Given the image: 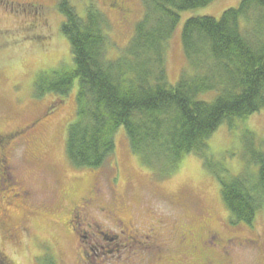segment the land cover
I'll use <instances>...</instances> for the list:
<instances>
[{"label": "rangeland", "instance_id": "1", "mask_svg": "<svg viewBox=\"0 0 264 264\" xmlns=\"http://www.w3.org/2000/svg\"><path fill=\"white\" fill-rule=\"evenodd\" d=\"M59 1L0 0V136L10 138L23 133L22 140L14 137L0 142V153L7 157L6 167L0 165V171L7 174L0 184V205L19 206L23 202L21 193L30 192L27 210L38 215L29 223L24 212L10 208L13 222L22 221L21 229L14 239L0 233V264H199V252H195L192 239L207 230L217 229L228 238L263 240L264 207L252 226L235 224L222 199L217 175L226 173L230 179L257 174V167L247 162L245 139L251 138L257 148L264 149V110L233 125L223 124L207 142V163L194 154L188 155L167 175L149 168L132 152L124 128L116 134L114 157L103 167L94 170L73 166L66 141L68 128L76 119L78 81L67 97L52 93L39 97L36 88L40 77L46 83L52 82L53 72L73 65L70 44L61 33L64 17L59 12ZM70 1L82 19L91 5L105 16L110 39L107 58H120L142 19L141 0H119L127 11L125 15L111 7V0ZM242 1L217 0L181 15L166 54L170 85L178 84L183 73H192L181 43L185 21L202 16L220 19ZM40 18L45 25L32 29L33 23L43 24ZM215 95L209 93L201 99L212 101ZM90 183H97L99 190L96 207L117 212L142 231L161 223L162 239L170 243L163 249V260H151V253L142 251L144 245L141 250L137 246L121 254L91 252L82 242L87 240H78L64 227L53 224L65 194H78ZM90 215L101 227L105 225L102 232L110 229L116 233L96 209ZM184 233L188 244L181 246L179 239ZM111 245L103 244L105 249H112ZM81 246H85L86 254ZM228 257H219L218 263L264 264V242L238 247Z\"/></svg>", "mask_w": 264, "mask_h": 264}, {"label": "trees", "instance_id": "2", "mask_svg": "<svg viewBox=\"0 0 264 264\" xmlns=\"http://www.w3.org/2000/svg\"><path fill=\"white\" fill-rule=\"evenodd\" d=\"M215 1L141 0L142 19L117 60L107 58L105 16L91 5L82 19L70 0L59 1L61 33L70 44L73 65L53 72L52 82L40 77L36 88L39 97H67L78 81L77 114L66 141L73 166L103 167L114 157L116 134L124 128L132 152L167 175L188 155L207 163V142L223 124L264 110V0H243L220 19H187L181 43L192 73L169 84L166 54L181 15ZM209 93L216 94L212 101L201 99ZM245 142L247 162L257 174L217 176L232 221L252 226L264 207V149L251 138Z\"/></svg>", "mask_w": 264, "mask_h": 264}, {"label": "flooded vegetation", "instance_id": "3", "mask_svg": "<svg viewBox=\"0 0 264 264\" xmlns=\"http://www.w3.org/2000/svg\"><path fill=\"white\" fill-rule=\"evenodd\" d=\"M119 3V0H111V7L121 14H127V11L123 9L124 7H122ZM41 19L42 18L38 19V21L43 24H39L38 22L36 24L33 23L32 29L45 25V20L43 19L42 21ZM49 110H51V108H49ZM37 122L38 121L35 123ZM23 131L25 132V130ZM12 135L14 136H11L10 138L17 137L19 140L23 139V133L21 132ZM8 137L9 136H0V142H3L4 138L9 140L10 138ZM6 159V155L1 152L0 165L2 168L6 167ZM1 171L0 184L6 181L7 176L6 173ZM21 195L23 202L19 206H13L10 203L0 205V233L5 234L6 236L8 235L9 239L15 238L17 231L21 229L22 223V221L19 224L13 222L10 208L24 212L26 222L29 223H32L33 219L35 220L38 217L37 214L27 210L26 205L27 202H29L30 192H23ZM98 195L99 190L97 188V183H90L87 190L84 189L78 194H75L74 192L65 194V197L62 200L63 204L58 208V213L54 218L53 224L59 227H64L69 234L75 236L78 240L79 238L87 240L86 242H82L88 246L87 248H89L91 252L97 250L102 255H111L115 252L121 254L124 251L131 250L137 246L138 250H141L140 246L144 245L146 247L143 246L142 251L151 253V260H161V255L164 253V247L170 246V243L162 239L160 228L161 223L157 225L151 224L146 231L137 229V225L132 220L121 219L117 212H114L109 208L96 207L94 204ZM17 197L18 195L15 196V198ZM94 209H96L97 213H100L105 218V220L112 226L113 230H116V233H111L109 231L110 229H105L107 230L105 233L101 231L105 228V225L104 227H101L99 223L91 220L90 213H92ZM184 234L185 235L179 239V245L181 246L188 244V237L186 233ZM195 241L197 244L194 245ZM106 242L113 245H111L112 249L109 246L105 249L103 244ZM186 242L187 244H185ZM262 242H264V238L262 240L261 237L247 239L228 238L223 234V232L217 229L207 230L199 236H193L192 239L195 252H199V255H196L199 260V264H219L218 258L229 259L228 256L230 255V251H233L238 247L258 246ZM189 243H191V241H189ZM78 247L80 248V244ZM81 250V252L86 254L85 246H81ZM122 250L123 252H120Z\"/></svg>", "mask_w": 264, "mask_h": 264}]
</instances>
